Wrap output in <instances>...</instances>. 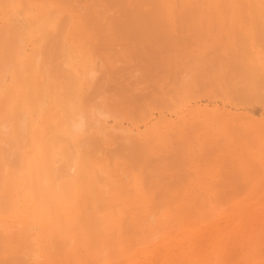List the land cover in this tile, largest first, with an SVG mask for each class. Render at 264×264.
Masks as SVG:
<instances>
[{"label": "rangeland", "instance_id": "374dc122", "mask_svg": "<svg viewBox=\"0 0 264 264\" xmlns=\"http://www.w3.org/2000/svg\"><path fill=\"white\" fill-rule=\"evenodd\" d=\"M109 1L110 0H78V1L76 0H72V1L71 0H9V1L2 3L0 0V31L2 30L0 32V47H1L0 48V51H1L0 66H2L6 58L7 60L8 59L10 60V62L7 60L4 62L3 66L7 63L4 66V68L3 66L0 67V70H1L2 68L5 69V67L8 65L6 67L4 80L3 81L0 80V84H1L0 88L3 87L4 85V87L0 89V107L2 106V108L0 109V114H2L3 112V116L0 115V122H1L0 125L5 122L4 120H6V117H10V115H8L7 113L9 112L10 109L16 110V108L19 107L20 103L24 102L23 98H21L24 95L27 96V95L32 94L33 96H35L37 94V96L35 97L40 98L41 94H43L44 90H46L44 99L45 101H47V104L45 105V107H43L46 109L40 110V111H43L44 116L43 117L38 116V121H36L35 127L31 128L32 130L29 129L28 133L24 135L23 138H20V141H18L17 138L15 139L14 137L15 134L12 133L13 131L12 126L10 127L11 128L10 129L9 128L10 125L8 127L6 125L4 132L0 131V140H1L0 152L2 154L6 153V155L5 154L2 155L0 153V191H1L0 192L1 194L0 204H6L4 209L7 208L6 210H4L3 214L0 213V224L3 221L7 229L6 227L1 226L0 233L2 235L6 234L4 232V228L8 231V232L6 231L7 233L10 232V235H8V239L6 237L7 235L6 236L3 235L5 237L6 242L5 240L3 241V239L1 238V240L5 243L0 246H3L2 249L5 248L6 250H8L9 248L10 252L6 251L7 253L9 252L8 255L12 254L10 255L9 258L16 255L18 262L15 257L11 258L15 260L13 262V260H10L8 259V257H6L8 255L4 256L5 254H1V251H0V254L4 258L6 257V259L4 260L8 259L10 261L9 264H13V263L15 264L17 263L18 264H62V262L63 264H138L140 261L142 263H139V264H145V263L146 264H155V263L156 264L158 263L159 264H171L172 259H170L169 255L166 256L168 254V250L166 251V248L168 249L169 246L177 244L175 242H178V241H179L178 243H180L181 241L184 242L186 239L185 234L187 231L193 232L194 235H197L198 233L195 232V230H198L199 232L202 230V228L207 229L208 227H210L209 229L212 232L207 229V233L210 232L212 233V235L208 233L211 235L209 236L207 233H205L206 236L202 238L203 242L200 245L201 248L197 250L199 251V253L195 252L194 254L196 258L195 257L191 258L192 255L189 258L190 264H264V101L257 100V101H252V103H250L251 101L246 102L244 100H240L242 99V97L240 96L239 91L241 90V88H243L244 84L245 86H249L248 83L245 80L242 81L241 80L242 77H240V75H235V74L233 75L232 73L234 71L232 70H229L230 74H228L229 72L227 71L228 72L227 73L226 70H228L227 68L230 69V67H227L226 64L222 65L223 63L231 62L232 61L231 58H234V56L239 55L240 57L239 56L238 57L241 59L239 58L238 59L240 61L242 60V62L248 65L251 64L252 67L256 66V68L261 69L259 71L260 73H264L262 72L264 71L262 70L264 69V65H262L264 64V46H262L264 45V43H262L264 42V40H262L264 39V16H262L264 15V13H262L264 12V8H261V7L259 8L258 6L254 5L256 7V8L254 7L256 11L255 10L252 11L253 5H250L248 3L246 5V2L244 3L240 0L237 1L238 3L235 0H216V2L215 0H185V2L184 0L183 1L174 0L175 1L174 7H177V8H175L176 14H173V15L174 16L177 15V17L175 18L174 16H172L174 17L172 19L174 20L175 24L171 23L168 26L169 32L166 31L168 30L167 27L165 28V32L170 33L171 34V35L169 34L170 36L173 35L176 37L178 36L180 37V38L178 37L179 40L181 41L178 43L180 50L179 51L175 50L177 53H175V51L173 52V54L178 55V56L176 55L174 56L175 59L173 58L174 60H176L175 62L173 60L167 64H162L163 65L162 67L161 65H158L157 68L160 67L161 69L162 68L165 69V71H163V69L160 70L159 68V70L162 73L161 74L160 72H158L157 68L153 66V63L150 64L151 62L150 57L149 56L146 57L148 54L147 55L141 54V53L145 54V52L148 53V51L144 52L142 49H145V47L149 46V44H147V46L145 47H142L143 45H140V44L141 43L144 44L145 43L144 41H143L144 43L142 41L141 43H139L140 41L136 40L138 43H135L136 41L133 43L134 41L133 39H132V42L130 41L131 43L129 42L128 44V39L129 37H131V36H128L130 32L129 31L130 27L124 28L123 24H120L122 21L124 22L127 19V18H124L125 17L124 14H123L124 17L122 16L123 18L122 17L120 18V15H121L120 13L122 12L126 13L128 9L129 10L132 9L130 7H134L137 1L136 0H118V1L115 0L116 1L115 3L114 0H111L110 3L112 2L113 3V4L111 3L112 5L108 3ZM183 2L186 3V5L188 4L187 7L183 4ZM6 3H8L9 5H6ZM130 4H133V6L132 5L130 6ZM151 4L152 3L147 5L146 3L145 5H140V7L142 6V8H140V12L142 10L147 11V9L150 8ZM197 4L199 5L202 4L201 11L202 10H205V11L204 12L199 11L198 12L199 15L198 13H196V14H192V16L191 15L185 16V18L183 17L184 18L183 20L180 18L182 16V13H185L191 7H195V5L197 6ZM73 6L75 9L73 8ZM245 7L247 10H245ZM77 8H80L81 12L82 11L84 12L80 14L79 13L80 9L78 10V12L77 11L75 12ZM82 8H84V10H82ZM126 8L128 9L126 10ZM257 9L259 10V12H257L258 11ZM179 11H181V14H179L180 13ZM252 13H253V16H252ZM85 15L87 16L90 15V16L86 17L87 18L86 19L84 17ZM178 15H180V17H178ZM93 16L98 19L96 18L94 19ZM38 18L39 19L44 18V19L40 20L41 21L40 22ZM88 18L89 19L91 18L92 21H95L94 25H98L97 26L98 28L94 26L93 23H90L91 20H89ZM257 18L260 23L257 22ZM37 19L38 21H36ZM50 19H51V22H50ZM169 19H171V17ZM238 20L239 22H237ZM166 21L168 22V20ZM183 22L184 23L188 22V23L184 24ZM233 22H236V24H234ZM33 24H37V25H33ZM90 24H91V27L93 25V27L95 28L93 27L90 28ZM118 24L119 26H122L123 29L121 27L117 28ZM177 24H179L180 26ZM80 25L81 26L86 25V26L81 27ZM99 25L100 26L102 25V26L99 27ZM80 28H83V30ZM126 28L128 30H126ZM10 29L13 32H11ZM112 30H114L116 34ZM8 31H10V33ZM45 31H48V32L50 31V32L49 33L46 32L48 34L46 35ZM81 31H83L84 33L83 32L80 33ZM137 32L138 31H135V36L136 38L138 37V39L140 40L142 36L141 34L138 33L141 36L139 37V35H137ZM6 33L7 34L9 33L10 38L7 37L8 35ZM132 33H130V35ZM259 33L261 34L259 35ZM109 34L113 35V37L108 36ZM114 35L115 36L118 35L119 38L118 37L115 38ZM132 35L134 37V33ZM111 37L113 39L115 38L116 41L113 40ZM106 38L110 41V43L111 42L112 43L110 44L109 42H107L108 40ZM6 39H8L9 44L6 41ZM10 39L11 41H9ZM13 39L15 40L16 44L13 41ZM3 40H5L6 42ZM144 40L146 39L144 38ZM20 41H24L25 52H26L25 60L27 63H25V67L22 66V68L24 69L23 71H21L20 69L18 70L17 68L14 69L15 65L13 64L14 65L13 66L9 64V63H13L14 62L13 60L15 59V56L14 58L12 57L14 54H10L9 48H11L12 46L17 47V45L20 44ZM105 42H107L106 44L108 43L109 44L105 45ZM6 43L8 46L7 45L4 46V44ZM148 43H151V41H149ZM112 44L115 46H112ZM180 44L183 47L182 49L180 48L181 46ZM131 45L132 46L134 45V46L132 47ZM137 46L139 49L137 48ZM113 48L115 50H113ZM127 49L131 51L128 52ZM116 50H118L117 52L120 51L119 52L120 54L116 53ZM6 51H9V53ZM126 51L128 55L131 52L129 56H127V53H123ZM132 52H134L135 54L133 55ZM137 53H140V54H137ZM31 55L32 57H34V60H32L33 58L31 57ZM36 57L40 58V61L37 64V66L33 63L35 62ZM194 57H197V58H194ZM127 58H131V59H127ZM28 60H30L31 62L30 61L28 62ZM192 60H193V63L195 62L194 64L196 65L192 63ZM217 60L218 62H216ZM86 62L87 63L89 62V67H92V69H98V70L94 71L91 69L89 71L90 74L84 75L83 69H81L82 70L81 71L80 68L83 65V63H86ZM207 62H209L208 63L209 65L208 64L205 65V63ZM246 62H249V63H246ZM254 64H258V65H254ZM46 65H48V67ZM204 65L208 68L209 71L207 70L206 67H204ZM220 65L226 66L227 68L223 67V69H221ZM210 67H212L213 70H216V71L213 72L212 68ZM30 68L31 69L33 68L32 71ZM35 68L39 73L35 70ZM25 70H27V72ZM56 71L57 72L59 71V72L57 73ZM34 72L35 73L37 72V74H34ZM91 72H95V73H91ZM45 73H46V76L49 78L47 77L43 78L45 77L44 75ZM146 73L147 74L149 73V74L147 75ZM154 73L156 74V76ZM225 73L229 75L228 78L230 80L233 78L232 80L234 82L232 80H231L232 83L228 82L229 80L227 79L228 75L227 74H226L227 76L224 75ZM158 74L160 75L158 76ZM49 75H52V76L50 77ZM149 75L151 76V78L152 77L155 78L156 82H154V79H153L152 80L153 83H152ZM38 76H39V79H38ZM54 76H58V77L56 78ZM71 77L72 79L73 77H75L74 78L75 80L73 79V82L70 79ZM195 78H197V80ZM76 79L78 80L77 82H75ZM21 81H22V84L24 83L25 85V86L23 85L24 89L17 88L18 84H20ZM39 81H40V84H39ZM235 81L237 83H235ZM183 82L184 83L186 82V83L184 84ZM73 83H76V84H73ZM154 83H157L155 84L156 86H153ZM42 84H43V87H42ZM156 89L158 91H156ZM36 90L38 91L40 90V94ZM259 90L264 92V88H259ZM12 91H14L15 93ZM53 91H56V92L52 93ZM160 91L163 94L160 93ZM63 92L66 93L64 95L65 97L62 95ZM68 93L69 95H67ZM120 93L122 95H120ZM151 93H154V95L158 93L160 97L163 96L162 98L164 99L161 98L163 100L161 104L163 105H160L159 103L161 101V100H158L160 99V97L158 96L159 98L157 99L155 97L157 94L154 97H152L153 94L152 96H150ZM10 95L12 96L14 95V97L12 98V96ZM50 95L51 96L54 95V96L51 97ZM56 95H57L56 98L60 99L61 104L63 103L62 104V106L64 105L63 107L68 105L67 107H65V109H63L62 106H61L62 108L61 109L60 105L58 108L54 106L52 107L51 100ZM154 100L156 101L154 102ZM6 102L8 106L6 105ZM198 105L200 106V108H206V110H204L203 112L198 111V109L194 110L193 108H195V106H198ZM8 107H10L9 110L7 109ZM211 109L212 110L214 109V110L211 111ZM208 110L211 112H209ZM65 111H69V112H65ZM206 112L210 114H207ZM48 114L51 117H49ZM74 114L75 115L77 114L78 117L82 119L83 126H84L82 129L86 128L82 130L81 132L77 130L76 127H73V124L71 123V121L69 122L71 125L67 123L68 121L65 122L66 118L64 115L72 117V115ZM99 115L101 118L99 117ZM52 116H54L56 119ZM240 116L243 118H241ZM158 117L159 119L162 117H165V119H167L170 123H172L174 127L176 126L175 128L173 127L172 129L169 130L168 134L170 136L169 135L168 137L166 136L168 140L165 136H163L162 139L160 137H157L156 139L155 137V134H157L158 133L157 131H159L157 130V127H160L159 126L160 124L155 127L157 120L159 121V119H157ZM51 118L53 119L51 120ZM212 118L213 120H211ZM29 119L31 120V116ZM187 119H189V122H185L187 121ZM183 122H185L183 124L185 125V127L182 124H180ZM66 123L67 125L70 126L69 127L70 129H67L68 126L65 125ZM17 124L18 123H15V125ZM45 124L47 127H45ZM87 124L89 125L93 124L92 125L93 127L88 126ZM187 124L188 126L190 124V126L188 127ZM15 125H14V128H16ZM39 125L42 128L38 129ZM111 125L115 126L116 128H120V129L123 128V130H131V133H132L131 138H133L132 136H135L134 137L135 139L137 137L139 141L141 142L143 141V143L139 142V144L141 143V146L143 145L142 150L145 153L149 150L148 154H145L143 151H141L143 153L139 151L142 154V155L138 154L140 156L139 158V156H136L137 154L133 153V155L131 154L132 157L129 158L131 160L128 161V159L125 158V154L126 156L127 155L130 156V153L132 152L130 149H128L129 151L126 150L127 146L124 144H125V141L127 142L129 141V138L128 140H125V138H123L125 140L123 141V145L126 148L123 147L122 149L125 148V150H121L120 145L115 144V141L117 140L118 142L121 141V140L119 141L120 138L115 134L117 138L114 139L115 135H113L112 133L111 134L108 133L109 129L111 131ZM153 125L155 128L153 127ZM65 126H66V129H65ZM177 126L183 127L182 129L185 128V130H183L184 136L181 134L182 129L180 128L181 129L180 130L179 127ZM48 127L50 128L48 129ZM55 128H56V131L58 130L57 132H55L54 130ZM176 128H178L179 131L176 130ZM9 129L11 132L9 131ZM46 129H48L49 132H47ZM233 129L236 131V134H234L235 131ZM68 130H70V132H68ZM32 131L33 132L37 131L40 133V134L37 133L39 135V136L37 135V140H35L32 137V133H31ZM255 131H258V132H255ZM8 132H10L9 133L10 135L13 134L14 138L12 136H9ZM61 133L62 135H60ZM173 133L178 134L179 136L178 135L176 136ZM244 133H246V135ZM64 134L67 135V138L69 137L68 140L66 139V136L63 137ZM133 134H136V135H133ZM180 135H182V137L185 139H188L189 137V140L183 141L182 140L183 138L181 139ZM88 136L95 139V140L92 139L94 142H91ZM57 137L59 138L57 139ZM152 138L153 139L155 138L154 140L155 143H153ZM84 141L86 142L85 145L81 146L80 143ZM147 141L150 142L151 146L148 145ZM68 142L70 145L67 144ZM96 142L97 144H95ZM144 142H146L147 146H144L146 145L144 144ZM193 142H196L197 144L194 145ZM16 143L17 144L19 143V144L17 145ZM181 143L183 144L186 143L188 145H182ZM11 144L13 147L10 146ZM46 144L50 145L48 149H50L53 153H55L56 149H58L53 157L54 158L53 161L56 162V164H53V166H56V168H59L58 166H61L62 163L63 164L66 163L65 162L66 159L69 160V158L71 159V157H74V155L80 154L78 156L79 162L80 161L82 162L81 158L84 157L85 159H83L84 162H82V164L86 163L85 165L87 166V163H90L92 167L96 169V170L92 169L94 170L92 172H94L96 176H99V179L97 177L98 181L95 179L96 178L95 176V178L92 180L91 185H88V180L86 179L88 176L86 174L84 175L81 174L80 179H78L79 177L75 178L74 179L75 184L72 185L73 187L72 189H76V188L79 189L80 190L79 193L81 194L76 197L71 191V193L73 194V198H72V195L70 198V194H71L70 191H69V194L68 193L65 194L64 193L65 191H62V188H58V189L54 188V184L51 181L50 177H49L50 179L44 178L47 182L44 184L45 187L41 188L43 185V182L41 180V174L46 171L45 168L47 165L51 164V160L49 161V159L46 158L42 166H40V168L36 169L35 171H34L33 163L37 161L38 157L42 156L43 151L45 150V147L47 146ZM92 144H95V146L97 145L96 146L97 148L92 147ZM80 146H81V150L80 152H77L80 149L77 147H80ZM222 146H224V148ZM18 147H21V148H18ZM109 148L110 149L112 148L111 150H114L113 148H116L115 149L116 152H119L121 150L119 152L120 155L118 153H117L118 156L115 155L114 154L116 153L115 150L110 151ZM149 148H153V149H149ZM218 148H219V151H218ZM18 149H19V152H18ZM105 149H107V152L105 151ZM208 149H210V151ZM154 150L157 153H155ZM211 150L212 151L215 150V151L211 152ZM72 151H75L74 155H73L74 152ZM162 151L165 153H163ZM196 151H197V154H196ZM90 153H92V155ZM167 153L169 155L175 153V155L172 157L178 158L176 159L177 161L179 160L178 162L177 161L174 162V164L178 166H175V165L171 166L173 169L169 166V164L171 163L167 161L168 157H169V160L171 159V156L167 155ZM87 154H89L90 156ZM112 154H114V156ZM134 154L136 158L134 157ZM178 154H181V156ZM15 155L17 156L19 155V157ZM145 155L146 156L150 155V156L146 157ZM88 156L91 158L89 159ZM120 156L123 158H121ZM156 156H159L160 159H156ZM209 156L211 158H209ZM8 157L10 158V160ZM141 157L144 159H142ZM163 157H165V159ZM138 160L141 162L143 160V162L141 163ZM146 160L147 161L149 160V162H147ZM205 160L206 162H210V163H206ZM209 160H212V162ZM18 161L19 163H17ZM161 161L163 162L161 163ZM6 162L8 164L10 163V165H7ZM165 162H169V163L166 164ZM159 164H161L162 167ZM17 167L19 171L17 170ZM165 167L166 169L168 168L169 169L166 171ZM15 170L17 171L14 172ZM40 170L41 171L44 170V171L42 173H39L41 172ZM139 170H142V171H139ZM144 170L148 172L149 174L146 173ZM178 170L180 173H182L183 176H186V178L184 177L185 180H183L180 186V188H183L182 192H178L179 188H177L178 190L177 189L173 190L176 196H178L179 195L178 193H180L178 197H181V198L179 199V201L176 198L177 200V201L175 200L176 202L175 201L170 202V200L169 201L167 200L169 199L168 196L172 195V193L169 195L161 193L160 189L158 190V187L161 188L160 185L162 184H157L155 180L159 181L158 183H161L160 181H163V180L165 181L166 179L160 180L158 179V177L159 178L164 177L165 174H168L171 172L179 173ZM95 171L97 172L95 173ZM102 172L103 173L105 172L103 180L100 179L102 178L101 177L103 174ZM136 172L139 174H137ZM144 172L146 175H144ZM151 172L154 175H152ZM155 172L157 173V175L155 174ZM164 172L166 173L163 174ZM31 174L33 176H31ZM37 175L40 177V178L37 177L39 181L35 180ZM147 175L149 176V178L147 177ZM160 175H163V176H160ZM182 175L180 174L179 176H182ZM154 176L157 179H155ZM2 177L3 179H1ZM141 177H142V180H144L146 177L145 179L146 183H144L145 181L141 180ZM69 179L70 178L67 177L65 181H68ZM147 179H150V182ZM60 181L62 182L64 180H60ZM76 181L79 183L77 184ZM34 182L36 184L33 185ZM38 182L40 183L41 186L39 185ZM51 183L53 184V187H52L53 190L51 187H49L50 185H52ZM143 183L147 184L146 185L147 190L149 188H152L150 189L151 191L148 190L150 192H147V190H144L145 188L143 187H146V186H142ZM113 184L115 185L111 186ZM107 185L109 186L110 192L112 189L111 194L109 193V191L107 192V194L105 193V187L107 188L108 187ZM150 185H153V186H150ZM29 186L31 187V189ZM121 186H122V189H121ZM38 187L41 189H39ZM46 188H48L49 192L47 191ZM153 188H156V189H153ZM54 189L58 191L59 193L57 192L58 193L57 194ZM119 189L126 190V193H124L123 191L121 192ZM128 189L130 191L133 190L131 191L132 193L131 192L129 193ZM135 189H137L138 191ZM43 190L46 192L44 193ZM103 190H104V193H103ZM39 191L41 194L40 196L38 193ZM140 191L143 193H141ZM161 191H163V189ZM127 192L129 194H133L134 196L132 195H129V197L126 196L128 195ZM157 192H160V194ZM221 192L226 193V196L225 194ZM98 193L100 195H98ZM4 194L7 195V197L4 196ZM156 194L158 196H156ZM216 194L219 197L216 196ZM106 195L111 198L106 197ZM10 196L12 199L10 198ZM48 196L50 197V199ZM3 197L6 198L7 200L4 199ZM215 197H217V199L219 198V200H217ZM13 198L16 200H13ZM174 198L172 197V201ZM45 199H47L46 201L49 204L45 201ZM95 200H96V203H95ZM13 201H16V202H13ZM197 201H199V204L197 203ZM8 202H11L10 205L12 208H14L13 209L14 211L10 210L11 208ZM168 202L169 204H167ZM144 203L146 205L148 204V207L145 205L146 206L145 208ZM151 203L153 206H151ZM195 203L198 204L197 207L200 209V215H199L200 223L198 221H195V222H191L187 226H181V224H179L180 221H177L175 216L177 215V213L183 212L185 210H186L185 212L189 211L190 209H192ZM12 204H14L15 206ZM58 204L60 205L64 204L70 208H74L76 207V205L77 206L80 205V206L76 207L75 213H73L74 211L70 212L68 209L62 210L60 208L61 209L60 210L58 207ZM82 204L84 205L87 204V205L84 206ZM123 204L125 205L123 206ZM163 204H166V205L163 206ZM110 205L114 207H111ZM115 206H117V208ZM137 206L140 208L138 209ZM83 207L85 208L84 209L85 212H83V209H82ZM103 207L107 209H104ZM128 207L130 208L132 207V208L128 209ZM54 208L57 211L54 210ZM113 209H114V212H113ZM115 209L119 211L115 212ZM133 209H135L136 211H133ZM6 211L8 212L6 213ZM152 211H153V215L152 213H149ZM23 212H25V214H23ZM55 212L58 214H56ZM129 213L130 215H128ZM136 213H137L138 218L140 217L139 219L137 218ZM148 213L149 215L150 214L151 215L148 216ZM132 214H135V215H132ZM13 215L15 216L13 217ZM81 215L83 218V222H82L83 224L79 225L80 223L79 217L81 218ZM188 216H193V215L191 214ZM86 217L91 218V219L89 218L87 221L89 225H87L85 221ZM40 218L42 219V221ZM38 219H39V222L36 221ZM137 219L140 223L137 221ZM150 219L152 221L154 220V222H152L153 224L151 223ZM132 220H135V221L133 222ZM34 221L37 223H35ZM175 223L176 225L178 223L177 227ZM42 227L44 228L42 229ZM218 228H220V230H218ZM52 230L55 232V234L54 232H52ZM92 231L94 232L92 233ZM125 233L127 235H125ZM29 236L33 237L32 242L25 240L26 242L23 243L22 237H25L26 239ZM94 236H97V237H94ZM169 236L171 237L169 238ZM42 238H43V241H42ZM137 238H139V240ZM33 243L40 244V245H38L37 248H33L32 246ZM165 243L169 245H165ZM33 249L37 250L40 253V254L38 253L40 259H37V260L33 259L32 257L33 253L31 252L33 251ZM161 249H162V253H161ZM2 251H5V250H2ZM2 253H5V252H2ZM196 253H198V256L196 255ZM19 255L21 256L18 257ZM165 260H167V263ZM11 261L13 263H11Z\"/></svg>", "mask_w": 264, "mask_h": 264}, {"label": "bare ground", "instance_id": "6f19581e", "mask_svg": "<svg viewBox=\"0 0 264 264\" xmlns=\"http://www.w3.org/2000/svg\"><path fill=\"white\" fill-rule=\"evenodd\" d=\"M3 0H1V2H2ZM6 1H9V0H4L2 3H4V2H6ZM72 1V0H71ZM76 1H78V0H76ZM111 1V0H110ZM110 1L108 2V3H110ZM115 1V0H114ZM116 1H118V0H116ZM116 1H115V3H116ZM137 1V3H135V6L134 7H130V8H132V9H128V8H126V10L128 9V11H126V13H124V12H122V13H120L121 15H120V18L123 16V14H124V18H127L126 19V21H122L120 24H123V26H124V28L125 27H127V28H129L130 27V29H129V34H128V36H131V37H129V39H128V44H129V42L131 41L132 42V39L134 40L133 41V43L136 41V40H138V41H140L139 43H141V41L143 42H147L146 43V45H145V43L144 44H140V45H143L142 47H145V46H147V44H149V46H147V47H145V49H142L144 52L145 51H148V53H146L145 52V54L144 53H141V54H143V55H147L146 57H150V64H152L153 63V66H155L156 68L158 67V65H161V67L163 66L162 64H167V63H169V62H171V61H173L174 59H175V55L176 56H178L177 54H173V52L176 50V51H179L180 49H179V42H181L180 40H179V38L178 37H176V36H170L171 34L170 33H168L169 32V28H168V26L171 24V23H174L175 24V22H174V20L172 19V18H176L177 17V15L176 16H174L173 14H176V10H175V8H177V7H174V5H175V1L174 0H136ZM180 1H183V0H180ZM236 2L238 1V0H235ZM240 1H242V2H246V5H247V3L248 4H250V5H253V10L252 11H254L255 10V6L254 5H256V6H258L259 8L261 7V8H264V0H240ZM239 1V2H240ZM69 2V1H68ZM68 2H67V4H68ZM119 2H121V1H119ZM184 2H185V0H184ZM183 2V4L187 7V5H186V3H184ZM198 2V1H197ZM205 2V1H204ZM215 2H216V0H215ZM62 3H63V1H62ZM65 3V2H64ZM112 3V2H111ZM110 3V4H111ZM114 3V4H115ZM118 3V2H117ZM143 3V4H142ZM147 3V5H149L150 3H152L151 4V6H150V8L149 9H147V11H143L142 9V11L140 12V8H142V6L140 7V5H145V4ZM191 3V2H190ZM238 3V2H237ZM243 3V4H244ZM73 4H74V2H73ZM113 4V3H112ZM111 4V5H112ZM134 4V3H133ZM133 4H130V6L132 5L133 6ZM177 4H178V2H177ZM228 4V3H227ZM3 5H5V4H3ZM6 5H9L8 3H6ZM146 5V6H147ZM192 5V4H191ZM199 4H197V6L195 5V7H189L190 9L188 10V11H186L185 13H182V16L180 17V15H178V17H180L182 20L185 18V16H192V14H196V13H198L199 11L200 12H204L205 10H202L201 11V6H202V4L201 5H199ZM213 5V4H212ZM214 5H216V4H214ZM245 5V6H246ZM27 6V5H26ZM26 6H25V8H26ZM230 6V5H229ZM236 6H237V4H236ZM90 7H91V5H90ZM211 7V6H210ZM242 7V6H241ZM247 7V6H246ZM246 7H245V10H247L246 9ZM252 7V6H251ZM250 7V8H251ZM255 7V8H254ZM5 8V7H4ZM7 8V7H6ZM24 8V7H23ZM73 8H74V6H73ZM80 8H81V6H80ZM80 8H77L76 10H75V12L77 11L78 12V10L80 9ZM124 8V7H123ZM180 8V7H179ZM219 8V7H218ZM229 8V7H228ZM75 9V8H74ZM92 9V8H91ZM90 9V10H91ZM93 9H94V7H93ZM125 9V8H124ZM182 9V8H181ZM213 9V8H212ZM82 10H84V8H82ZM219 10V9H218ZM258 10V9H257ZM93 11V10H92ZM91 11V12H92ZM119 11H121V10H119ZM237 11V10H236ZM256 11V10H255ZM82 12H84V11H82ZM81 12V9L79 10V13L81 14L82 13ZM90 12V11H89ZM96 12V11H95ZM175 12V13H174ZM180 13L179 14H181V11H179ZM257 12H259V10L257 11ZM60 13V12H59ZM178 13V12H177ZM215 13V12H214ZM229 13V12H228ZM262 13H264V12H262ZM261 13V14H262ZM45 14V13H44ZM66 14H67V12H66ZM95 14V13H94ZM43 15V14H42ZM53 15V14H52ZM92 15V14H91ZM198 15H199V13H198ZM215 15V14H214ZM39 16H41V15H39ZM44 16V15H43ZM65 16H67V15H65ZM90 16V15H89ZM89 16H87V15H85L84 17L86 18V17H89ZM172 16H174V17H172ZM209 16V15H208ZM239 16V15H238ZM252 16H253V13H252ZM262 16H264V15H262ZM35 17V16H34ZM122 17V18H123ZM171 17V19H169ZM184 17V18H183ZM196 17V16H195ZM194 17V18H195ZM255 17H256V15H255ZM258 17V16H257ZM259 17H260V15H259ZM40 18V17H39ZM38 18V19H39ZM45 18V17H44ZM44 18H41V19H39V21L40 20H42V19H44ZM93 18L95 19L96 17H94L93 16ZM119 18V17H118ZM119 18V19H120ZM38 19L36 20V21H38ZM68 19V18H67ZM84 19V18H83ZM87 19V18H86ZM89 19V18H88ZM96 19H98V18H96ZM229 19V18H228ZM231 19V18H230ZM234 19V18H233ZM256 19V18H255ZM260 19V18H259ZM31 20H33V19H31ZM89 20H91L90 21V23H93V25H94V22L95 21H92V19L90 18ZM166 20H168V22H170V23H168ZM197 20V19H196ZM241 20V19H240ZM244 20V19H243ZM246 20V19H245ZM252 20V19H251ZM15 21V20H14ZM121 21V20H120ZM189 21H191V20H189ZM234 21V20H233ZM41 22V21H40ZM47 22H48V20H47ZM50 22H51V19H50ZM86 22V21H85ZM88 22V21H87ZM177 22H179V21H177ZM212 22H214V21H212ZM237 22H239V20L237 21ZM247 22V21H246ZM257 22H259L258 21V18H257ZM33 23H35V22H33ZM39 23V22H38ZM105 23V22H104ZM104 23H103V25H104ZM117 23V22H116ZM184 23V22H183ZM186 23H188V22H185L184 24H186ZM234 24H236V22H233ZM260 23V22H259ZM88 24V23H87ZM180 24V23H179ZM179 24H177V25H179ZM182 24V23H181ZM253 24H255V23H253ZM32 25V24H31ZM33 25H37V24H33ZM59 25V24H58ZM82 25V24H81ZM80 25V26H81ZM89 25V24H88ZM93 25H92V27H93ZM108 25V24H107ZM262 25V24H261ZM80 26H78V27H80ZM83 26H86V25H83ZM83 26H81V27H83ZM94 26H98V25H94ZM102 26V25H101ZM100 25H99V27H101ZM180 26V25H179ZM88 27V26H87ZM91 27V24H90V28H92ZM122 28L123 29V27L122 26H119V24H118V27L117 28ZM167 27V29L168 30H166V31H168V32H165V28ZM244 27V26H243ZM11 28H13V27H11ZM15 28V27H14ZM18 28V27H17ZM93 28H95V27H93ZM98 28V27H97ZM116 28V29H117ZM126 28V30H128ZM176 28H177V26H176ZM235 28V27H234ZM7 29V28H6ZM16 29V28H15ZM35 29V28H34ZM58 29V28H57ZM78 29V28H77ZM80 29H82L83 30V28H80ZM110 29V28H109ZM252 29H254V28H252ZM256 29V28H255ZM37 30V29H36ZM38 30H39V28H38ZM37 30V31H38ZM41 30V29H40ZM96 30V29H95ZM103 30V29H102ZM132 30V31H131ZM138 31L137 32V35H139V34H141V36L139 35V37H141L140 38V40L138 39V37L136 38V36H135V31ZM178 30V29H177ZM258 30V29H257ZM2 31V30H1ZM0 31V32H1ZM7 31V30H6ZM10 31H11V29H10ZM10 31H8L9 33H10ZM17 31H18V29H17ZM85 31V30H84ZM111 31V30H110ZM114 33H115V31L114 30H112ZM11 32H13V31H11ZM39 32V31H38ZM46 32H48V31H45V34L46 35H48ZM50 32V31H49ZM48 32V33H49ZM83 31H81L80 33H82ZM127 32V31H126ZM134 33V37H133V33ZM253 32V31H252ZM255 32V31H254ZM261 32V31H260ZM9 33L7 34L8 36L7 37H9ZM80 33H78V34H80ZM84 33V32H83ZM114 33H112V34H114ZM123 33H125V32H123ZM130 33H132L131 35H130ZM139 33V34H138ZM262 33V32H261ZM261 33H259V35L261 34ZM116 34V33H115ZM170 34V35H169ZM12 35V34H11ZM96 35V34H95ZM108 36H112L113 37V35H108ZM6 37V36H5ZM4 37V38H5ZM49 37V36H48ZM53 37V36H52ZM52 37H51V39H52ZM81 37V36H80ZM106 37V36H105ZM111 37V38H112ZM114 37L116 38V37H118V35L117 36H115L114 35ZM133 37V38H132ZM10 38V37H9ZM42 38V37H41ZM40 38V39H41ZM62 38V37H61ZM107 38H109V37H107ZM106 38V39H107ZM115 38L113 39V40H115ZM119 38V37H118ZM128 38V37H127ZM130 38H131V40H130ZM144 38L146 39V40H144ZM15 39V38H14ZM13 39V41L15 42V40ZM18 39H19V37H18ZM80 39H82V38H80ZM104 39V38H103ZM254 39V38H253ZM23 40V39H22ZM84 40V39H83ZM108 40V39H107ZM112 40V41H113ZM262 40H264V39H262ZM3 41H5V40H3ZM6 41L8 42V39H6ZM5 41V42H6ZM9 41H11V39L9 40ZM25 41V40H24ZM24 41H20V44L19 45H17V47H14V46H12L11 48H9V50H10V54H14L12 57L14 58V56H15V59L13 60L14 62L13 63H9V64H11V65H15V68L14 69H20L21 71H23L24 69L22 68V66L23 67H25V63H27L26 62V60H25V46H24ZM49 41H51V40H49ZM105 41V40H104ZM116 41V40H115ZM149 41H151V43H148ZM255 41V40H254ZM13 42V43H14ZM39 42V41H38ZM107 42H109L110 43V41L108 40ZM107 42H105V45H108V44H106ZM120 42V41H119ZM130 42V43H131ZM153 42V43H152ZM261 42V41H260ZM12 43V42H11ZM18 43V42H17ZM104 43V42H103ZM112 43V42H111ZM110 43V44H111ZM116 43V42H115ZM135 43H138L137 41L135 42ZM253 43V42H252ZM262 43H264V42H262ZM8 44H9V42H8ZM15 44H16V42H15ZM36 44V43H35ZM97 44H98V42H97ZM122 44V43H121ZM235 44V43H234ZM243 44V43H242ZM241 44V45H242ZM3 45V44H2ZM5 45H7V43L6 44H4V46ZM39 45V44H38ZM138 45V44H137ZM181 45V44H180ZM247 45V44H246ZM255 45V44H254ZM8 46V45H7ZM16 46V45H15ZM110 46V45H109ZM112 46H115V45H113L112 44ZM120 46V45H119ZM132 46V45H131ZM134 46V45H133ZM132 46V47H133ZM236 46V45H235ZM262 46H264V45H262ZM14 47V48H13ZM58 47V46H57ZM95 47V46H94ZM141 47V48H142ZM1 48V47H0ZM93 48V47H92ZM135 48V47H134ZM137 48H138V46H137ZM180 48L182 49L183 47H182V45L180 46ZM4 49V48H3ZM6 49V48H5ZM100 49V48H99ZM117 49V48H116ZM139 49V48H138ZM147 49V50H146ZM62 50V49H61ZM98 50V49H97ZM105 50V49H104ZM113 50H115L114 48H113ZM126 50V49H125ZM128 50V52L129 51H131V50H129V49H127ZM134 50V49H133ZM132 50V51H133ZM184 50V49H183ZM228 50V49H227ZM244 50H245V48H244ZM4 51V50H3ZM60 51V50H59ZM108 51V50H107ZM106 51V52H107ZM110 51V50H109ZM118 50H116V53H118V54H120L119 52H117ZM136 51V50H135ZM134 51V52H135ZM139 51V50H138ZM142 51V52H143ZM175 51V53H177ZM6 52H8L9 53V51H6ZM12 52V53H11ZM93 52H95V51H93ZM104 52V51H103ZM113 52V51H112ZM134 52H132V54L134 55L135 53ZM140 52H141V50H140ZM237 52V51H236ZM241 52V51H240ZM249 52V51H248ZM0 53H1V51H0ZM53 53V52H52ZM110 53V52H109ZM122 53V52H121ZM123 53H127V51L126 52H123ZM122 53V54H123ZM131 53V52H130ZM130 53H129V55H130ZM2 54H4V53H2ZM61 54H63V53H61ZM115 54V53H114ZM131 54V55H132ZM137 54H140V53H137ZM242 54V53H241ZM240 54V55H241ZM252 54V53H251ZM39 55V54H38ZM37 55V56H38ZM52 55V54H51ZM55 55H57V54H55ZM95 55V54H94ZM128 55V53H127V56H129ZM199 55V54H198ZM235 55V54H234ZM233 55V56H234ZM245 55H246V53H245ZM108 56V55H107ZM125 56H126V54H125ZM136 56V55H135ZM168 56H170V57H168ZM204 56V55H203ZM239 55H236V56H234V58H231L232 59V61L231 62H228V63H223L222 65H224V64H226V66L227 67H230V69L229 68H227L226 66H221L220 65V68L221 69H223V67L225 68H227L228 70H226V72L228 71L229 72V70H232V71H234L232 74L234 75H240V77H242V81L243 80H245L247 83H248V85L250 86H245V84H244V86H243V88H241V90L239 91V93H240V96L242 97V99H240V100H244V101H246V102H250V103H252V101H257V100H261V101H264V99H262V98H264V92H262L261 90H259V88H264V73H260L259 71L261 70V69H258V68H256V66H254V67H252L251 66V64L250 65H248V64H245L244 62H242V60L240 61L239 59H241V58H239L238 57ZM31 57H32V55H31ZM253 57V56H252ZM33 58V59H32ZM31 59L32 60H34V57H32ZM107 58H109V57H107ZM111 58V57H110ZM174 58V59H173ZM194 58H197V57H194ZM213 58V57H212ZM239 58V59H238ZM251 58V57H250ZM5 59V58H4ZM127 59H131V58H127ZM193 59V58H192ZM211 59V58H210ZM218 59H220V58H218ZM225 59H227V58H225ZM234 59V60H233ZM260 59V58H259ZM7 60V58L4 60V62ZM22 60V61H21ZM199 60V59H198ZM204 60V59H203ZM207 60V59H206ZM213 60V59H212ZM211 60V61H212ZM216 60V59H215ZM214 60V61H215ZM247 60V59H246ZM7 61H9L10 62V60L8 59ZM18 61H20V62H18ZM30 60H28V62H29ZM39 61H40V58L39 57H36L35 58V62H33L36 66H37V64L39 63ZM80 61V60H79ZM128 61V60H127ZM176 60H174V62H175ZM194 61H196V60H194ZM220 61H222V60H220ZM224 61V60H223ZM4 62H3V64H4ZM31 62V61H30ZM91 62V61H90ZM139 62V61H138ZM141 62H143V61H141ZM200 62V61H199ZM203 62V61H202ZM216 62H218V60L216 61ZM226 62V61H225ZM95 63V62H94ZM145 63V62H144ZM143 63V64H144ZM192 63H193V60H192ZM195 63V62H194ZM193 63V64H194ZM209 62H207V63H205V65L206 64H208ZM211 63V62H210ZM215 63V62H214ZM213 63V64H214ZM246 63H249V62H246ZM255 63V62H254ZM3 64H2V66H3ZM7 64V63H6ZM5 64V65H6ZM98 64H99V62H98ZM142 64V63H141ZM146 64V63H145ZM199 64V63H198ZM4 65V66H5ZM13 65V66H14ZM90 65H91V63H90ZM147 65V64H146ZM194 65H196V64H194ZM204 65V67H206ZM209 65V64H208ZM254 65H258V64H254ZM262 65H264V64H262ZM2 66H0V67H2ZM4 66H3V68H4ZM8 66V65H7ZM6 66V67H7ZM34 66V65H33ZM39 66V65H38ZM47 67H48V65H46ZM80 66V65H79ZM148 66V65H147ZM212 66V65H211ZM215 66V65H214ZM216 66H217V64H216ZM6 67H5V69H1L0 70V80H4V77H5V72H6ZM29 67V66H28ZM97 67H98V65H97ZM140 67V66H139ZM231 67H232V69H231ZM41 68V67H40ZM96 68V67H95ZM160 68V67H159ZM159 68H157V70H158V72H160L161 73V71L160 70H162L161 68H160V70H159ZM166 68V67H165ZM201 68V67H200ZM207 68V67H206ZM205 68V69H206ZM210 68H212V67H210ZM216 68V67H215ZM261 68V67H260ZM8 69V68H7ZM13 69V68H12ZM31 69V68H30ZM33 69V68H32ZM32 69H31V71H32ZM38 69V68H37ZM42 69V68H41ZM49 69V68H48ZM81 69H83V73H84V75H88V74H90V70L92 69V67H89V62L87 63H83V65L81 66V68H80V70ZM143 69V68H142ZM10 70V69H9ZM27 70H29V69H27ZM27 70H25L26 72H27ZM35 70H36V68H35ZM34 70V71H35ZM92 70H98V69H92ZM155 70V69H154ZM207 70H208V68H207ZM212 70H213V68H212ZM262 70H264V69H262ZM37 71V70H36ZM54 71V70H53ZM82 71V70H81ZM163 71H165V69H163ZM209 71V70H208ZM214 71H216V70H213V72ZM223 71V70H222ZM38 72V71H37ZM37 72L35 73L34 72V74H37ZM46 72V71H45ZM57 72V71H56ZM59 72V71H58ZM57 72V73H58ZM80 72V71H79ZM227 72V73H228ZM262 72H264V71H262ZM39 73V72H38ZM47 73V72H46ZM46 73L44 74L45 75V77H43V78H46L47 76H46ZM56 73V74H57ZM82 73V74H83ZM91 73H95V72H91ZM195 73V72H194ZM227 73H225L224 75H226ZM51 74V73H50ZM55 74V75H56ZM147 74V73H146ZM145 74V75H146ZM149 74V73H148ZM147 74V75H148ZM155 74V73H154ZM162 74V73H161ZM209 74V73H208ZM211 74V73H210ZM216 74V73H215ZM228 74H230V72L228 73ZM227 74V75H228ZM231 74V75H232ZM8 75V74H7ZM30 75H32V74H30ZM58 75V74H57ZM152 75V74H151ZM160 74H158V76H159ZM214 75V74H213ZM223 75V76H224ZM226 75V76H227ZM50 77L52 76V75H49ZM90 76V75H89ZM150 76V75H149ZM148 76V77H149ZM154 76V75H153ZM155 76H156V74H155ZM54 77H58V76H54ZM53 77V78H54ZM229 77V75L227 76V79H229L228 78ZM7 78V77H6ZM8 78H9V76H8ZM21 78V77H20ZM47 78H49V77H47ZM75 77H73V79H74ZM86 78V77H85ZM150 78H151V76H150ZM239 78V77H238ZM24 79V78H23ZM38 79H39V76H38ZM71 80H72V82H73V79H72V77L70 78ZM69 79V80H70ZM154 79V82H156L155 81V78H151V81ZM184 79V78H183ZM196 80H197V78H195ZM233 79V78H232ZM231 79V80H232ZM10 80V79H9ZM75 80V79H74ZM117 80V79H116ZM217 80V79H216ZM231 80L229 79L228 80V82H231ZM32 81H33V79H32ZM38 81V80H37ZM78 80L76 79V81L75 82H77ZM183 81V80H182ZM187 81V80H186ZM214 81H215V79H214ZM233 81V80H232ZM71 82V83H72ZM103 82V81H102ZM117 82V81H116ZM196 82V81H195ZM234 82V81H233ZM240 82V81H239ZM26 83V82H25ZM104 83V82H103ZM152 83H153V81H152ZM184 83V82H183ZM186 83V82H185ZM184 83V84H185ZM198 83V82H197ZM232 83V82H231ZM235 83H237L236 81H235ZM243 83V82H242ZM21 84V85H20ZM20 84H18V86H17V88H21V89H24L23 87L25 86L24 85V83L22 84V81L20 82ZM37 84V83H36ZM39 84H40V81H39ZM68 84H70V83H68ZM73 84H76V83H73ZM155 84H157V83H154L153 84V86H156ZM24 85V86H23ZM183 85V84H182ZM188 85V84H187ZM247 85V84H246ZM251 85H253V86H251ZM0 86H1V84H0ZM40 86V85H39ZM64 86V85H63ZM100 86V85H99ZM121 86V85H120ZM166 86V85H165ZM236 86H237V84H236ZM242 86V85H241ZM3 87H4V85H3ZM3 87H1V88H3ZM14 87V86H13ZM34 87V86H33ZM42 87H43V84H42ZM72 87H73V85H72ZM116 87V86H115ZM162 87H163V85H162ZM193 87V86H192ZM0 88V89H1ZM17 88H15V89H17ZM152 88V87H151ZM34 89H36V88H34ZM53 89V88H52ZM62 89H63V87H62ZM124 89V88H123ZM154 89H155V87H154ZM164 89V88H163ZM20 90V89H19ZM111 90V89H110ZM149 90V89H148ZM165 90V89H164ZM15 91V90H14ZM14 91H12V92H14ZM36 91H38V90H36ZM64 91H65V89H64ZM69 91H71V90H69ZM128 91V90H127ZM153 91V90H152ZM155 91V90H154ZM156 91H158L157 89H156ZM155 91V92H156ZM234 91H236V90H234ZM54 92H56V91H53L52 93H54ZM126 92V91H125ZM151 92V91H150ZM238 92V91H237ZM15 93V92H14ZM32 93V92H31ZM38 93L40 94V90L38 91ZM64 93V92H63ZM62 93V95L64 96L66 93H64L63 94ZM160 93H162L161 91H160ZM164 93H165V91H164ZM34 94V93H33ZM45 94H46V90H44V92H43V94H41V96H40V98L39 97H35V96H37V94L35 95V96H33L32 94L31 95H24L23 97H21V98H23V100H24V102L22 103H20V105H19V107H17L16 108V110L14 109H10V107H8L7 109L9 110V112H7L8 113V115H10V117H6V120H4L5 122L4 123H2L1 125H0V131L1 132H4V130H5V128H6V125H7V127L9 126V128L12 126L13 127V131H12V133H14L15 134V139L17 138L18 139V141H20V138H23L24 137V135H26L27 133H28V130L29 129H31V128H34L35 127V124H36V121H38V116H40V117H43L44 115H43V111H40V110H45L46 108H43V107H45V105L47 104V101H45V99H44V97H45ZM56 94V93H55ZM141 94V93H140ZM146 94V93H145ZM152 94H153V96H152ZM157 94V95H156ZM155 95H154V93H151L150 94V96H152V97H156L157 99L160 97L159 95H158V93H156ZM163 94V93H162ZM61 95V94H60ZM67 95H69V93L67 94ZM120 95H122L121 93H120ZM134 95V94H133ZM161 95V94H160ZM10 96H12V95H10ZM51 96V95H50ZM54 96V95H53ZM53 96H51V97H53ZM159 96V97H158ZM239 96V97H240ZM14 97V95L12 96V98ZM57 97V95L51 100V104H52V107L54 106V107H56V108H58L59 107V105H60V108H61V106H62V104H61V101H60V99L58 98H56ZM62 97V96H61ZM65 97V96H64ZM163 96H161L160 97V99H158V100H161L159 103H160V105H163V104H161V102H163V100L162 99H164V98H162ZM11 98V99H12ZM129 98H130V96H129ZM137 98V97H136ZM155 98V99H156ZM162 98V99H161ZM260 98V99H259ZM10 100V99H9ZM20 100H22V99H20ZM134 100V99H133ZM67 101V100H66ZM156 100H154V102H155ZM168 101V100H167ZM11 102V101H10ZM16 102V101H15ZM62 102H63V100H62ZM166 102V101H165ZM72 103V102H71ZM158 103V102H157ZM66 104V103H65ZM67 104H68V102H67ZM1 105H3V104H1ZM5 105V104H4ZM6 105L8 106V104H7V102H6ZM5 105V106H6ZM15 105V104H14ZM70 105V104H69ZM164 105H165V103H164ZM16 106H18V105H16ZM30 106V107H29ZM64 106V105H63ZM62 106V108L63 109H65V107H67V106H65V107H63ZM14 107V106H13ZM32 107V108H31ZM157 107V106H156ZM2 108V106L0 107V109ZM61 108V109H62ZM55 109V108H54ZM67 109H69V108H67ZM138 109V108H137ZM161 109V108H160ZM171 109V108H170ZM194 110L195 109H198V111H200V112H203L204 110H206V108H200V106L198 105V106H195V108H193ZM6 110V109H5ZM59 110V109H58ZM162 110V109H161ZM193 110V111H194ZM210 110V109H209ZM208 110V111H209ZM214 110V109H213ZM212 109H211V111H213ZM211 111H209V112H211ZM216 111H217V109H216ZM65 112H69V111H65ZM77 112H79V111H77ZM107 112V111H106ZM197 112V111H196ZM198 113V112H197ZM196 113V114H197ZM207 113V112H206ZM219 113V112H218ZM79 114V113H78ZM82 114V113H81ZM97 114V113H96ZM104 114H105V112H104ZM150 114V113H149ZM200 114V113H199ZM207 114H210V113H207ZM0 115H2L3 116V112H2V114H0ZM4 115H5V113H4ZM7 115V116H8ZM49 115V114H48ZM47 115V116H48ZM201 115V114H200ZM221 115V114H220ZM30 116H31V120L29 119L30 118ZM46 116V115H45ZM62 116H63V114H62ZM65 116V118H66V121L65 122H67L68 124H70L69 122L71 121V123L73 124V127H76L77 128V130H79L80 132L82 131V130H84V129H86V128H84V129H82L84 126H83V121H82V119L80 118V117H78V115L76 114H74V115H72V117L71 116H66V115H64ZM81 116V115H80ZM86 116V115H85ZM106 116V115H105ZM108 116V115H107ZM115 116V115H114ZM148 116V115H147ZM161 116H163V115H161ZM194 116V115H193ZM211 116V115H210ZM209 116V117H210ZM226 116V115H225ZM39 117V118H40ZM49 117H51L50 115H49ZM52 117H54V116H52ZM68 117H70V118H68ZM99 117H100V115H99ZM149 117V116H148ZM160 117V116H159ZM159 117L157 118V119H159ZM212 117H213V115H212ZM220 117V116H219ZM223 117V116H222ZM233 117H234V115H233ZM238 117V116H237ZM241 117V116H240ZM45 118V117H44ZM55 118V117H54ZM64 118V117H63ZM85 118V117H84ZM90 118V117H89ZM101 118V117H100ZM199 118V117H198ZM206 118V117H205ZM211 118V117H210ZM224 118V117H223ZM222 118V119H223ZM241 118H243V117H241ZM244 118H246V117H244ZM41 119V118H40ZM46 119V118H45ZM53 118H51V120H52ZM56 119V118H55ZM91 119V118H90ZM104 119H106V118H104ZM184 119V118H183ZM182 119V120H183ZM195 119V118H194ZM249 119V118H248ZM179 120H180V118H179ZM211 120H213V118L211 119ZM243 120V119H242ZM11 121V122H10ZM193 121H195V120H193ZM239 121V120H238ZM42 122V121H41ZM40 122V123H41ZM46 122V121H45ZM88 122V121H87ZM182 122V121H181ZM185 122H189V119H187V121H185ZM185 122H183V123H180V124H184ZM205 122V121H204ZM1 123V122H0ZM15 123H18L17 125H15ZM67 123L65 124L66 126H68V128L67 129H70L69 127V125H67ZM85 123V122H84ZM92 123V122H91ZM104 123V122H103ZM39 124V123H38ZM95 124V123H94ZM157 124V125H156ZM156 124H155V127L156 126H158L159 124V126L160 127H157V130H159V131H157L158 133L157 134H155V137H156V139H157V137H160L161 139H162V137L163 136H167L168 137V132H169V130L170 129H172L174 126H173V124L172 123H170L167 119H165V117H162V118H160L159 119V121L157 120V122H156ZM179 124V125H180ZM192 124H193V122H192ZM205 124V123H204ZM14 125L16 126V128H14ZM71 125V124H70ZM88 126H92V125H89V124H87ZM165 125V126H164ZM212 125H214V124H212ZM49 126V125H48ZM52 126V125H51ZM66 126H65V129H66ZM87 126V127H88ZM181 126V125H180ZM184 127H185V125H183ZM187 126H188V124H187ZM189 126H190V124H189ZM188 126V127H189ZM204 126V125H203ZM202 126V127H203ZM220 126V125H219ZM18 127V128H17ZM45 127H47L46 126V124H45ZM93 127V126H92ZM153 127H154V125H153ZM154 127V128H155ZM176 127V126H175ZM174 127V128H175ZM177 127H179V126H177ZM235 127V126H234ZM39 128H42V127H40V125L38 126V129ZM50 127H48V129H49ZM52 128V127H51ZM59 128H61V127H59ZM72 128V127H71ZM80 128V129H79ZM90 128V127H89ZM182 129L183 127H179V129ZM205 128V127H204ZM207 128V127H206ZM239 128V127H238ZM11 129V128H10ZM10 129H9V131H10ZM48 129H46V131L47 132H49L48 131ZM179 129L178 128H176V130H178L179 131ZM180 129V130H181ZM187 129V128H186ZM200 129V128H199ZM198 129V130H199ZM7 130V129H6ZM32 130V129H31ZM37 130V129H36ZM41 130V129H40ZM52 130V129H51ZM55 130V132H57L56 131V128L54 129ZM61 130V129H60ZM64 130V129H63ZM154 130V129H153ZM183 130H185V128L184 129H182L181 130V134L184 136V134H183ZM234 130V129H233ZM238 130V129H237ZM251 130V129H250ZM39 131V130H38ZM42 131H43V129H42ZM74 131H76V130H74ZM109 131H110V129H109ZM108 131V133L109 134H113V135H117L120 139H119V141L120 142H118V140L117 141H115V144H117V145H120V148H121V150H125V146L124 145H126L127 146V148H126V150H128V149H130L131 150V152L132 153H130V156L129 155H127L126 156V154H125V158H127L128 159V161H130L131 159H129L130 157H132L131 156V154L133 155V153H135V154H137L136 156H139V155H142L141 153H143L144 151L142 150L143 148V145L141 146V143H143V141L141 142V141H139L138 139H137V137H136V139L134 138L135 136H132L133 138H131V135H132V133H131V130H123V128L122 129H120V128H116L115 126H113V125H111V131L109 132ZM144 131V130H143ZM230 131H232V130H230ZM235 131V130H234ZM240 131V130H239ZM242 131V130H241ZM253 131V130H252ZM6 132V131H5ZM11 132V131H10ZM10 132H8V135L9 136H12L13 137V134L12 135H10L9 133ZM68 132H70V130H68ZM73 132V131H72ZM133 132V131H132ZM170 132H172V131H170ZM185 132V131H184ZM197 132V131H196ZM255 132H258V131H255ZM32 133V137L35 139V140H37V133H39V132H37V131H35V132H31ZM66 133V132H65ZM74 133V132H73ZM130 133V134H129ZM189 133V132H188ZM195 133V132H194ZM243 133V132H242ZM259 133H261V132H259ZM7 134V133H6ZM40 134V133H39ZM57 134V133H56ZM55 134V135H56ZM103 134H105V133H103ZM102 134V135H103ZM173 134H175V133H173ZM178 134H179V132H178ZM178 134H175L176 136L178 135ZM234 134H236V131L234 132ZM241 134V133H240ZM245 135H246V133H244ZM60 135H62V133L60 134ZM59 135V136H60ZM69 135V134H68ZM100 135V134H99ZM106 135H107V133H106ZM116 135H115V137H114V139L115 138H117L116 137ZM133 135H136V134H133ZM141 135V134H140ZM182 135H180L181 137V139L183 138L182 137ZM238 135V134H237ZM39 136V135H38ZM64 136H66V139L68 140V138H67V135H63V137ZM130 136V137H129ZM143 136V135H142ZM170 136V135H169ZM179 136V135H178ZM186 136V135H185ZM236 136V135H235ZM248 136V135H247ZM11 137V138H12ZM13 137V138H14ZM44 137V136H43ZM61 137V136H60ZM89 138H90V141L91 142H94L93 140H95V139H93V138H91L90 136H88ZM93 137V136H92ZM101 137V136H100ZM107 137V136H106ZM112 137V138H113ZM166 137V138H167ZM192 137H193V135H192ZM246 137V136H245ZM12 138V139H13ZM27 138V137H26ZM25 138V139H26ZM59 137H57V139H58ZM123 138H125V140H128V138H129V141L127 142V141H125ZM130 138H131V140H130ZM147 138H148V136H147ZM228 138V137H227ZM260 138H262V137H260ZM44 139V138H43ZM65 139V138H64ZM63 139V140H64ZM93 139V140H92ZM102 139V138H101ZM123 139V140H122ZM150 139V138H149ZM148 139V140H149ZM170 139V138H169ZM9 140H10V138H9ZM97 140V139H96ZM152 140H153V143H155L154 142V140H155V138L153 139L152 138ZM167 140H168V138H167ZM180 140V139H179ZM183 141L184 140H189V137H188V139H185V138H183L182 139ZM182 140H181V142H182ZM225 140V139H224ZM8 141V140H7ZM22 141V140H21ZM99 141V140H98ZM97 141V142H98ZM123 141H125V144L123 145ZM176 141V140H175ZM261 141H262V139H261ZM0 142H1V140H0ZM9 142H11V141H9ZM14 142H15V140H14ZM17 142V141H16ZM48 142V141H47ZM97 142L95 143V144H97ZM122 142V143H121ZM127 142V143H126ZM139 142H141L140 144H139ZM152 142V141H151ZM179 142V141H178ZM214 142V141H213ZM227 142V141H226ZM44 143V142H43ZM62 143V142H61ZM78 143V142H77ZM85 141L84 142H82V143H80V145L81 146H84L85 145ZM99 143V142H98ZM147 143H148V145H150L151 146V144H150V142H148L147 141ZM158 143V142H157ZM165 143V142H164ZM171 143V142H170ZM188 143H190V142H188ZM192 143V142H191ZM194 143V145L195 144H197L196 142H193ZM238 143V142H237ZM17 144V143H16ZM19 144V143H18ZM17 144V145H18ZM40 144V143H39ZM67 144H69V142L67 143ZM95 144H92V147H96L95 146ZM113 144V143H112ZM144 144H146V142H144ZM160 144H161V142H160ZM177 144H179V143H177ZM182 145H188V144H183V143H181ZM1 145V144H0ZM15 145V144H14ZM43 145H45V144H43ZM42 145V146H43ZM47 146L45 147V150L43 151V154H42V156H40V157H38L37 158V161H35L34 163H33V166H34V171L36 170V169H39L40 168V166H42V164H43V162H44V160L47 158V159H49V161L51 160V164L50 165H47L46 166V168H45V172H43V171H41V172H39V173H42L41 174V180H42V182H43V185H42V187L41 188H43V187H45L44 186V184L47 182L44 178H51V181L53 182V184H54V188H56V189H58V188H62V191H65L64 193L66 194V193H68L69 194V191H70V193H71V191H72V193L77 197L78 195H80L81 193H79V189H72L73 187H72V185L73 184H75V182H74V179L75 178H77V177H79L78 179H80L81 177H80V175L81 174H86L88 177L86 178L87 180H88V185H91V183H92V180L95 178V174H94V172H92V171H94V170H96V169H94L93 167H92V165L90 164V163H87V166L83 163L82 164V162H84L83 161V159H85L84 157L83 158H81L82 159V162L80 163L79 162V159H78V156L80 155H74L75 154V151H72V152H74L73 153V155H74V157H71V159L69 158V160L68 159H66L65 160V164H63L62 163V165L61 166H58L59 168H56V166H53V164H56V162H54L53 160H54V155H55V153H56V151L58 150V149H56V151H55V153H53L50 149H48L49 148V144H46ZM70 145V144H69ZM94 145V146H93ZM99 145V144H98ZM101 145V144H100ZM153 145V144H152ZM170 145V144H169ZM190 145V144H189ZM210 145V144H209ZM208 145V146H209ZM10 146H12V144L10 145ZM9 146V147H10ZM21 146V145H20ZM81 146L80 147H77V148H80L79 149V151H77V152H80V150H81ZM144 146H147V144L146 145H144ZM150 146H148V147H150ZM176 146V145H175ZM181 146V145H180ZM179 146V147H180ZM215 146V145H214ZM219 146V145H218ZM13 147V146H12ZM58 147V146H57ZM56 147V148H57ZM72 147V146H71ZM123 147H125L124 149H122ZM166 147V146H165ZM177 147V146H176ZM223 148H224V146H222ZM15 148V147H14ZM18 148H21V147H18ZM63 148V147H62ZM69 148V147H68ZM84 148V147H83ZM97 148V147H96ZM117 148V147H116ZM116 148H113L114 150L116 149ZM147 148V147H146ZM153 148H154V146H153ZM153 148H149V149H153ZM168 148V147H167ZM196 148H197V146H196ZM210 148H211V146H210ZM220 148V147H219ZM219 148H218V151H219ZM1 149V148H0ZM60 149V148H59ZM70 149V148H69ZM110 149V148H109ZM112 149V148H111ZM110 149V151H114V150H111ZM148 149V148H147ZM156 149V148H155ZM159 149V148H158ZM180 149V148H179ZM213 149V148H212ZM15 150V149H14ZM53 150V149H52ZM120 150V151H121ZM133 150V151H132ZM177 150V149H176ZM175 150V151H176ZM209 151H210V149H208ZM3 151V150H2ZM61 151V150H60ZM59 151V152H60ZM85 151V150H84ZM105 151L107 152V149H105ZM117 151H118V149H117ZM119 151V152H120ZM129 151V150H128ZM141 151H143V152H140ZM147 151V150H146ZM149 151V150H148ZM148 151L145 153V154H148ZM178 151V150H177ZM213 151H215V150H213ZM212 150H211V152H213ZM18 152H19V149H18ZM86 152H88V151H86ZM86 152H84V153H86ZM102 152V151H101ZM115 152H116V150H115ZM119 152H116V153H114L115 155H117L118 156V154H119ZM125 152V151H124ZM154 152H155V150H154ZM163 152V151H162ZM172 152H173V150H172ZM179 152V151H178ZM1 153V152H0ZM17 153V152H16ZM96 153V152H95ZM118 153V154H117ZM126 153H128V152H126ZM155 153H157V152H155ZM163 153H165V152H163ZM176 153V152H175ZM175 153L174 154H171V155H169L168 153H167V155H169V156H171V159L169 160V157H168V159H167V161H169L171 164H169V166L171 167V166H173V165H175L174 164V162H176L177 160L176 159H178V158H173L172 156H174L175 155ZM2 154V153H1ZM3 154H5L6 155V153H3ZM2 154V155H3ZM10 154V153H9ZM24 154V153H23ZM63 154V153H62ZM77 154V153H76ZM91 155H92V153H90ZM114 154H112L113 156H114ZM135 154H134V157H135ZM139 154V155H138ZM190 154V153H189ZM196 154H197V151H196ZM11 155V154H10ZM19 155H20V153H19ZM19 155L17 156V155H15V156H17V157H19ZM87 155H89V154H87ZM102 155V154H101ZM104 155H106V154H104ZM103 155V156H104ZM109 155V154H108ZM120 155V154H119ZM152 155V154H151ZM155 155V154H154ZM165 155V154H164ZM177 155V154H176ZM178 155H180L181 156V154H178ZM187 155V154H186ZM191 155V154H190ZM195 155V154H194ZM193 155V156H194ZM90 156V155H89ZM88 156V158L90 159L91 157H89ZM123 156H124V154H123ZM129 156V157H128ZM146 156V155H145ZM148 156H150V155H148ZM148 156H146V157H148ZM160 156H162V155H160ZM13 157V156H12ZM94 157V156H93ZM116 157V156H115ZM121 157V156H120ZM133 157V158H134ZM144 157V156H143ZM158 157V158H157ZM178 157V156H177ZM201 157V156H200ZM5 158H7V157H5ZM9 158V157H8ZM51 158V159H50ZM53 158V159H52ZM112 158V157H111ZM121 158H123V157H121ZM124 158V159H125ZM136 158V157H135ZM139 158H140V156H139ZM142 158V157H141ZM164 159H165V157H163ZM180 158V157H179ZM189 158H191V157H189ZM202 158V157H201ZM200 158V159H201ZM209 158H211L210 156H209ZM2 159V158H1ZM4 159V158H3ZM12 159V158H11ZM19 159V158H18ZM89 159H87V160H89ZM138 159V158H137ZM136 159V160H137ZM142 159H144V158H142ZM146 159V158H145ZM148 159V158H147ZM153 159V158H152ZM156 159H160L159 158V156H156ZM163 159V160H164ZM182 159V158H181ZM194 159V158H193ZM208 159V158H207ZM213 159V158H212ZM5 160V159H4ZM9 160H10V158H9ZM15 160H17V159H15ZM14 160V161H15ZM26 160V159H25ZM56 160V159H55ZM94 160V159H93ZM126 160V159H125ZM134 160V159H133ZM139 160H141V159H139ZM138 160V161H139ZM150 160H151V158H150ZM185 160V159H184ZM8 161V160H7ZM28 161V160H27ZM33 161V160H32ZM100 161V160H99ZM127 161V162H128ZM147 161V160H146ZM158 161V160H157ZM179 161V160H178ZM177 161V162H178ZM203 161V160H202ZM201 161V162H202ZM209 161H211L212 162V160H209ZM2 162V161H1ZM11 162V161H10ZM16 162V161H15ZM62 162V161H61ZM64 162V161H63ZM137 162V161H136ZM135 162V163H136ZM139 162H141V161H139ZM142 162H143V160H142ZM141 162V163H142ZM147 162H149V160L147 161ZM160 162V161H159ZM158 162V163H159ZM163 161H161V163H162ZM169 162H165L166 164L167 163H169ZM193 162V161H192ZM198 162H199V160H198ZM205 162H206V160H205ZM217 162H219V161H217ZM223 162V161H222ZM3 163V162H2ZM7 163V162H6ZM14 163V162H13ZM17 163H19V161L17 162ZM16 163V164H17ZM32 163V162H31ZM57 163H58V161H57ZM129 163H131V162H129ZM155 163V162H154ZM206 163H210V162H206ZM5 164V163H4ZM24 164V163H23ZM59 164H60V162H59ZM58 164V165H59ZM78 164H80V165H78ZM150 164V163H149ZM200 164H202V163H200ZM6 165V164H5ZM7 165H10V163L8 164L7 163ZM32 165V164H31ZM135 165V164H134ZM138 165V164H137ZM160 166H161V164H159ZM184 165V164H183ZM163 166H165V165H163ZM175 166H178V165H175ZM174 166V167H175ZM29 167V166H28ZM52 167V168H51ZM162 167V166H161ZM186 167V166H185ZM5 168V167H4ZM134 168V167H133ZM172 168V167H171ZM176 168V167H175ZM9 169V168H8ZM92 169H94V170H92ZM136 169V168H135ZM134 169V170H135ZM165 169H166V167H165ZM169 169V168H168ZM168 169H166V171L168 170ZM173 169V168H172ZM179 169V168H178ZM17 170H18V167H17ZM17 170H15L14 172H16ZM81 170V171H80ZM129 170V169H128ZM159 170V169H158ZM171 170V169H170ZM176 170V169H175ZM185 170V169H184ZM192 170V169H191ZM4 171V170H3ZM19 171V170H18ZM31 171H32V169H31ZM33 171V172H34ZM39 171V170H38ZM139 171H142V170H139ZM145 171V170H144ZM162 171V170H161ZM29 172V171H28ZM37 172V171H36ZM97 171H95V173H96ZM100 172V171H99ZM138 172V171H137ZM136 172V173H137ZM146 172V171H145ZM145 172H144V175H146L145 174ZM157 172H159V171H157ZM163 172V171H162ZM178 172H179V170H178ZM18 173V172H17ZM103 173V172H102ZM146 173H148V172H146ZM152 173V172H151ZM166 172H164L163 174H165ZM168 173V172H167ZM180 173V172H179ZM179 173H176V172H171V173H168V174H165L164 175V177H158V179H160V180H163V179H166L165 181L163 180V181H160L161 183H158L159 181H157V180H155L156 182H157V184H162V185H160L161 186V188L160 187H158V190L160 189V192L161 193H164V194H166V195H169V194H171L172 193V195H169L168 197H169V199L167 200V201H169L170 200V202H174L175 200H176V198H177V200L179 201V199L181 198V197H178L179 195H180V193H178L179 195L178 196H176L175 195V193H174V191L173 190H176L177 188H179V190H178V192H182V190H183V188H180V186H181V184H182V182H183V180H185L184 179V177L186 178V176H183L182 175V173H180L182 176H179L180 174ZM2 174V173H1ZM33 174V173H32ZM31 174V176H33ZM104 174H105V172L102 174V178H100L101 180H103V178H104ZM131 174V173H130ZM137 174H139V173H137ZM149 174V173H148ZM155 174L157 175V173L155 172ZM160 174H162V173H160ZM179 174V175H178ZM183 174H185V173H183ZM190 174V173H189ZM36 175V174H35ZM39 175V174H38ZM36 176V179H35V177H34V179L35 180H37V181H39V179H37V177L38 178H40L39 176ZM92 175H94V176H92ZM143 175V174H142ZM151 175V174H150ZM152 175H154L153 173H152ZM178 175V176H177ZM27 176V175H26ZM160 176H163V175H160ZM10 177V176H9ZM24 177V176H23ZM67 177H69L70 179L68 180V181H65V179L67 178ZM97 177H98V179H99V176H96V180H97ZM147 177L149 178V176L147 175ZM157 177V176H156ZM183 177V178H182ZM191 177V176H190ZM189 177V178H190ZM32 178V177H31ZM49 178V179H50ZM65 178V179H64ZM154 178H155V176H154ZM235 178V177H234ZM1 179H3V177L1 178ZM21 179V178H20ZM33 179V180H34ZM145 179H146V177H145ZM145 179L144 180H142V177H141V180L142 181H145ZM153 179V178H152ZM155 179H157V178H155ZM191 179V178H190ZM14 180H15V178H14ZM13 180V181H14ZM60 180H64V181H60ZM84 180H85V178H84ZM86 180V181H87ZM100 180V181H101ZM105 180H106V178H105ZM108 180V179H107ZM139 180V179H138ZM147 180H149V182H150V179H147ZM232 180V179H231ZM78 181V180H77ZM76 181V182H77ZM98 181V180H97ZM137 181V180H136ZM152 181H154V180H152ZM41 182V181H40ZM41 182V183H42ZM105 182V181H104ZM138 182V181H137ZM209 182V181H208ZM39 183V182H38ZM69 183V184H68ZM79 182H77V184H78ZM107 183V182H106ZM139 183V182H138ZM144 183H146V181L144 182ZM143 183V185L142 186H146L147 184H144ZM152 183V182H151ZM153 183H155V182H153ZM2 184V183H1ZM24 184V183H23ZM27 184V183H26ZM34 184H36L35 182L33 183V185ZM52 184V183H51ZM53 184L52 185H50L49 187H53ZM67 184V185H66ZM83 184V183H82ZM111 184H112V182H111ZM212 184V183H211ZM232 184V183H231ZM20 185V184H19ZM31 185V184H30ZM38 185V184H37ZM39 185H40V183H39ZM38 185V186H39ZM47 185V184H46ZM103 185H105V184H103ZM110 185V184H109ZM115 184H113V185H111V186H114ZM140 185H141V183H140ZM149 185V184H148ZM156 185V184H155ZM215 185V184H214ZM213 185V186H214ZM21 186H23V185H21ZM25 186H27V185H25ZM41 186V185H40ZM66 186V187H65ZM108 186V185H107ZM117 186V185H116ZM141 186V187H142ZM150 186H153V185H150ZM212 186V187H213ZM229 186V185H228ZM30 187V186H29ZM28 187V188H29ZM34 187V186H33ZM47 187V186H46ZM85 187V186H84ZM87 187V186H86ZM105 187V186H104ZM120 187V186H119ZM140 187V188H141ZM157 187V186H156ZM35 188V187H34ZM39 188V187H38ZM41 188H39V189H41ZM88 188V187H87ZM113 188V187H112ZM143 188H145L144 190H147L146 188H147V186L146 187H143ZM217 188V187H216ZM19 189V188H18ZM30 189H31V187H30ZM47 189V191L49 192V190H48V188H46ZM50 189V188H49ZM72 189V190H71ZM121 189H122V186H121ZM150 189H152V188H149L148 190H150ZM153 189H156V188H153ZM163 189V191H161ZM52 190H53V188H52ZM55 190V189H54ZM120 190V189H119ZM129 190V189H128ZM135 190H137V189H135ZM134 190V191H135ZM144 190H143V192H144ZM147 190V192H150V191H148ZM157 190V191H158ZM181 190V191H180ZM7 191V190H6ZM35 191V190H34ZM44 191V190H43ZM51 191V190H50ZM56 191V190H55ZM86 191V190H85ZM95 191V190H94ZM109 191V193L111 194L112 193V189H111V192H110V190H109V186L106 188L105 187V193L107 194V192ZM118 191V190H117ZM121 192L123 191L124 193H126V190H120ZM131 191H133V190H131ZM130 190H129V193L131 192ZM138 191V190H137ZM156 191V190H155ZM1 192V191H0ZM22 192V191H21ZM32 192V191H31ZM41 192H42V190H41ZM46 191H44V193H45ZM54 192V191H53ZM58 191H56V193H57ZM97 192V191H96ZM141 192V191H140ZM140 192H139V194H140ZM143 192H141V193H143ZM146 192V191H145ZM160 192H157V193H159L160 194ZM217 192V191H216ZM219 192V191H218ZM39 193V196L41 195L40 194V191L38 192ZM43 193V194H44ZM51 193V192H50ZM59 193V192H58ZM57 193V194H58ZM70 194V198H71V195H72V198H73V194ZM103 193H104V190H103ZM118 193V192H117ZM128 192H127V194L128 195H126V196H128L129 197V195H132V196H134L133 194H129ZM132 193V192H131ZM133 193H135V192H133ZM221 193H223V192H221ZM49 194V193H48ZM62 194V193H61ZM97 194V193H96ZM109 194V195H110ZM146 194H148V193H146ZM176 194H177V192H176ZM218 194V193H217ZM216 194V196H218ZM223 194H225V196H226V193H223ZM1 195V194H0ZM45 195V194H44ZM54 195V194H53ZM98 195H100L99 193H98ZM105 195V194H104ZM119 195V194H118ZM123 195H125V194H123ZM152 195V194H151ZM215 195V194H214ZM4 196H6L7 197V195H5L4 194ZM38 196V195H37ZM46 196V195H45ZM55 196V195H54ZM83 196V195H82ZM89 196V195H88ZM93 196V195H92ZM91 196V197H92ZM103 196V195H102ZM111 196V195H110ZM144 196V195H143ZM153 196H154V194H153ZM156 196H158L157 194H156ZM161 196V195H160ZM159 196V197H160ZM221 196V195H220ZM223 196V195H222ZM1 197V196H0ZM20 197V196H19ZM44 197V196H43ZM49 197V196H48ZM84 197V196H83ZM94 197V196H93ZM104 197V196H103ZM106 197H109V196H107L106 195ZM116 197V196H115ZM136 197H137V195H136ZM172 197L174 198L173 199V201H172ZM219 197V196H218ZM4 198V197H3ZM10 198H11V196H10ZM15 198V197H14ZM13 198V200H16V199H14ZM45 198V197H44ZM43 198V199H44ZM54 198V197H53ZM109 198H111V197H109ZM144 198V197H143ZM155 198V197H154ZM216 199H217V197H215ZM224 198V197H223ZM4 199H6V198H4ZM9 199V198H8ZM12 199V198H11ZM42 199V200H43ZM49 199H50V197H49ZM55 199V198H54ZM64 199V198H63ZM63 199H61V200H63ZM68 199H69V197H68ZM86 199V198H85ZM88 199V198H87ZM98 199V198H97ZM104 199H106V198H104ZM112 199H113V197H112ZM116 199V198H115ZM139 199V198H138ZM145 199V198H144ZM149 199H150V197H149ZM167 199V198H166ZM165 199V200H166ZM7 200V199H6ZM10 200V199H9ZM47 199H45V201H46ZM71 200H73V199H71ZM124 200V199H123ZM143 200V199H142ZM176 200V201H177ZM217 200H219V198L217 199ZM216 200V201H217ZM3 201H5V200H3ZM19 201V200H18ZM36 201H37V199H36ZM44 201V200H43ZM50 201V200H49ZM52 201V200H51ZM105 201H107V200H105ZM128 201H130V200H128ZM138 201V200H137ZM139 201H141V200H139ZM175 201V202H176ZM1 202V201H0ZM7 202V201H6ZM13 202H16V201H13ZM47 202V201H46ZM53 202V201H52ZM51 202V203H52ZM66 202V201H65ZM81 202V201H80ZM88 202V201H87ZM100 202V201H99ZM103 202V201H102ZM117 202V201H116ZM3 203V202H2ZM9 203V206H10V210H12V211H14L13 209L14 208H12L11 207V205H10V203L11 202H8ZM42 203V202H41ZM48 203V202H47ZM56 203V202H55ZM55 203H54V205H55ZM67 203V202H66ZM65 203V204H66ZM95 203H96V200H95ZM111 203V202H110ZM121 203H122V201H121ZM154 203V202H153ZM166 203V202H165ZM197 203L199 204V201H197ZM197 203H195L194 204V206L192 207V209H190L189 211H187V212H185V211H183V212H180V213H177V215L175 216L176 217V219H177V221H180L179 222V224H181V226H187V225H189L191 222H195V221H198L199 223H200V209L197 207L198 206V204ZM17 204V203H16ZM30 204V203H29ZM44 204V203H43ZM42 204V205H43ZM49 204V203H48ZM53 204V203H52ZM88 204V203H87ZM86 204V205H87ZM102 204V203H101ZM101 204H99V205H101ZM167 204H169V202L167 203ZM5 205L6 204H0V213H2L3 214V212H4V210H6V209H4V207H5ZM12 205H14V204H12ZM18 205V204H17ZM72 205V204H71ZM82 205H84V204H82ZM86 205H84V206H86ZM114 205H116V204H114ZM121 205V204H120ZM125 204H123V206H124ZM146 204L144 203V207L146 208V206L148 207V204L145 206ZM161 205V204H160ZM159 205V206H160ZM164 205H166V204H163V206ZM170 205H171V203H170ZM202 205H204V204H202ZM15 206V205H14ZM33 206V205H32ZM40 206V205H39ZM46 206H48V205H46ZM80 206V205H79ZM79 206H77L76 205V207H79ZM107 206V205H106ZM111 206V205H110ZM150 206V205H149ZM151 206H153L152 205V203H151ZM168 206V205H167ZM7 207H8V205H7ZM17 207V206H16ZM34 207V206H33ZM58 207H59V209L61 208L62 210H66V209H68L70 212H73V213H75V209H76V207H74V208H70V207H68V206H66V205H60V204H58ZM108 207H109V205H108ZM111 207H114V206H111ZM116 208H117V206H115ZM122 207V206H121ZM18 208V207H17ZM104 208V207H103ZM119 208V207H118ZM125 208V207H124ZM132 208V207H131ZM130 207H128V209H131ZM137 208L139 209L140 207H138L137 206ZM136 208V209H137ZM142 208V207H141ZM163 208V207H162ZM161 208V209H162ZM185 208H186V206H185ZM191 208V207H190ZM202 208V207H201ZM35 209V208H34ZM60 209V210H61ZM83 209V212H85L84 211V207L82 208ZM87 209V208H86ZM104 209H107V208H104ZM144 209V208H143ZM143 209H142V211H143ZM188 209V208H187ZM27 210H28V208H27ZM40 210V209H39ZM54 210H56L55 208H54ZM101 210V209H100ZM57 211V210H56ZM102 211H103V209H102ZM116 211H119V210H117V209H115V212ZM123 211V210H122ZM131 211V210H130ZM133 211H136L135 209H133ZM159 211V210H158ZM8 211H6V213H7ZM28 212V211H27ZM58 212H60V211H58ZM62 212V211H61ZM69 212V213H70ZM77 212H78V210H77ZM109 212V211H108ZM113 212H114V209H113ZM141 212V211H140ZM157 212V211H156ZM178 212H179V210H178ZM11 213V212H10ZM56 213V212H55ZM72 213V214H73ZM92 213V212H91ZM99 213V212H98ZM119 213V212H118ZM131 213H133V212H131ZM142 213V212H141ZM149 213H152V215H153V211L152 212H149ZM149 213H148V216H150L149 215ZM14 214H15V212H14ZM23 214H25V212H23ZM56 214H58V213H56ZM78 214V213H77ZM193 215V216H188V215ZM62 215V214H61ZM87 215V214H86ZM85 215V216H86ZM119 215V214H118ZM128 215H130V213L128 214ZM132 215H135V214H132ZM15 215H13V217H14ZM18 216V215H17ZM20 216H21V214H20ZM29 216V215H28ZM42 216H43V214H42ZM136 216H137V213H136ZM135 216V217H136ZM140 216V215H139ZM144 216V215H143ZM142 216V217H143ZM40 217V216H39ZM64 217V216H63ZM69 217V216H68ZM72 217V216H71ZM94 217V216H93ZM127 217V216H126ZM133 217V216H132ZM142 217H141V219H142ZM20 218V217H19ZM18 218V219H19ZM57 218V217H56ZM70 218V217H69ZM90 217H86V219H85V221H86V223H87V221H88V219H89ZM129 218V217H128ZM137 218H138V216H137ZM140 218V217H139ZM138 218V219H139ZM144 218V217H143ZM25 219V218H24ZM41 219V218H40ZM55 219V218H54ZM64 219V218H63ZM91 219V218H90ZM130 219H132V218H130ZM138 219H137V221H138ZM140 219V220H141ZM151 219H153V218H151ZM150 219V220H151ZM237 219V218H236ZM21 220V219H20ZM22 220H23V218H22ZM31 220V219H30ZM29 220V221H30ZM80 220V221H79ZM79 225L80 224H83L82 222H83V218H82V215H81V218L79 217ZM94 220V219H93ZM95 220H96V218H95ZM105 220H107V219H105ZM136 220V219H135ZM135 220H132L133 222L135 221ZM143 220H145V219H143ZM149 220V219H148ZM204 220V219H203ZM228 220V219H227ZM37 222H39V219L38 220H36ZM41 221H42V219H41ZM40 221V222H41ZM55 221V220H54ZM56 221H57V219H56ZM61 221V220H60ZM91 221V220H90ZM5 222V221H4ZM32 222V221H31ZM35 222V221H34ZM37 222H35V223H37ZM92 222V221H91ZM97 222H98V220H97ZM102 222H104V221H102ZM114 222V221H113ZM126 222V221H125ZM139 222V221H138ZM148 222V221H147ZM147 222H146V224H147ZM152 222H154V220L152 221L151 220V223ZM215 222V221H214ZM226 222V221H225ZM224 222V223H225ZM23 223V222H22ZM94 223H96V222H94ZM140 223V222H139ZM138 223V224H139ZM142 223V222H141ZM144 223V222H143ZM3 224V225H2ZM9 224V223H8ZM21 224V223H20ZM28 224V223H27ZM42 224V223H41ZM56 224H57V222H56ZM55 224V225H56ZM93 224V223H92ZM91 224V225H92ZM99 224V223H98ZM115 224V223H114ZM132 224H134V223H132ZM153 224V223H152ZM11 225V224H10ZM17 225V224H16ZM36 225V224H35ZM47 225H49V224H47ZM52 225V224H51ZM77 225V224H76ZM87 225H89L88 223H87ZM175 225H176V223H175ZM177 225H178V223H177ZM177 225H176V227H177ZM1 226H3V227H6V225L3 223V221H2V223L0 224V227ZM40 226V225H39ZM75 226V225H74ZM84 226V225H83ZM52 227V226H51ZM88 227V226H87ZM96 227V226H95ZM201 227H202V225H201ZM207 227V226H206ZM214 227V226H213ZM217 227V226H216ZM215 227V228H216ZM221 227H223V226H221ZM32 228V227H31ZM31 228H30V230H31ZM44 227H42V229H43ZM53 228V227H52ZM77 228V227H76ZM205 228V227H204ZM210 227H208L207 229L209 230V231H211L210 229H209ZM6 229H7V227H6ZM5 228H4V232L6 233V234H3L4 236H6L7 237V239H8V235H10V232L9 233H7L8 231L6 230ZM55 229V228H54ZM178 229V228H177ZM207 229H203L202 228V230L201 231H199L198 232V230H195V232H197L198 234L197 235H194L193 234V232H189V231H187L186 232V234H185V236H186V239H185V241L184 242H180V243H178V242H175V243H177V244H175V245H171V246H169V248L167 249L166 248V251L168 250V254L166 255V256H168L169 255V257H170V259H172L171 260V264H188V262H189V258H190V256L192 255V257L191 258H193V257H195L194 256V254H195V252H198L199 253V251H197V250H199L200 248H201V243L203 242L202 240V238H204V236H206L205 235V233H207ZM77 230V229H76ZM79 230H80V228H79ZM91 230H92V228H91ZM174 230H176V229H174ZM212 230H213V228H212ZM218 230H220V228H218ZM225 230V229H224ZM1 231H2V229H1ZM7 231V232H6ZM104 231V230H103ZM130 231V230H129ZM206 231V232H205ZM42 232V231H41ZM46 232V231H45ZM52 232H54L53 230H52ZM82 232V231H81ZM94 231H92V233H93ZM128 232V231H127ZM194 232V233H195ZM212 232V231H211ZM213 232H214V230H213ZM91 233V234H92ZM96 233V232H95ZM94 233V234H95ZM115 233V232H114ZM114 233H113V235H114ZM129 233V232H128ZM208 233H210V232H208ZM207 233V234H208ZM215 233H216V231H215ZM214 233V234H215ZM1 234V233H0ZM34 234V233H33ZM54 234H55V232H54ZM93 234V235H94ZM135 234V233H134ZM211 235H212V233H210ZM210 234H208L209 236H211ZM2 234L0 235V245H3L5 242H6V240H5V237L3 236ZM23 235V234H22ZM50 235H51V233H50ZM82 235V234H81ZM92 235V236H93ZM125 235H127L126 233H125ZM137 235H139V234H137ZM151 235V234H150ZM4 238H3V237ZM27 236V235H26ZM32 236V235H31ZM31 236H29V237H27L26 239H25V237H22V242L23 243H25L26 241L25 240H28V241H31L32 242V240H33V237H31ZM57 236V235H56ZM84 236V235H83ZM90 236V235H89ZM149 236V235H148ZM208 236V237H209ZM220 236V235H219ZM52 237V236H51ZM94 237H97V236H94ZM101 237V236H100ZM99 237V238H100ZM103 237V236H102ZM142 237V236H141ZM154 237V236H153ZM171 236H169V238H170ZM1 238L3 239V241L5 240V242H3L2 240H1ZM49 238H50V236H49ZM59 238V237H58ZM105 238H107V237H105ZM115 238V237H114ZM44 239H46V238H44ZM111 239V238H110ZM138 240H139V238H137ZM177 239V238H176ZM50 240H51V238H50ZM61 240V239H60ZM92 240V239H91ZM97 240H98V238H97ZM102 240V239H101ZM106 240V239H105ZM207 240V239H206ZM206 240H204V241H206ZM42 241H43V238H42ZM45 241V240H44ZM57 241V240H56ZM96 241V240H95ZM104 241V240H103ZM103 241H102V243H103ZM147 241V240H146ZM8 242V241H7ZM21 242V243H22ZM51 242V241H50ZM85 242V241H84ZM140 242H141V240H140ZM144 242V241H143ZM230 242V241H229ZM22 243V244H23ZM107 243V242H106ZM113 243V242H112ZM134 243H136V242H134ZM43 244V243H42ZM109 244H110V242H109ZM138 244H140V243H138ZM28 245V244H27ZM38 245H40V244H36V243H33V248H37V246ZM63 245V244H62ZM165 245H169V244H166L165 243ZM25 246V245H24ZM30 246V245H29ZM49 246H51V245H49ZM160 246H162V245H160ZM164 246V245H163ZM1 248V254H5L4 256H6V255H8V253L10 252V250H9V248H8V250H6L5 248L4 249H2L3 248V246H0ZM23 247V246H22ZM45 247V246H44ZM100 247V246H99ZM134 247V246H133ZM158 247H159V245H158ZM165 247V246H164ZM31 248V247H30ZM39 248V247H38ZM54 248V247H53ZM65 248V247H64ZM87 248V247H86ZM90 248V247H89ZM2 250H5V251H2ZM103 250V249H102ZM6 251H9L8 253L6 252ZM42 251V250H41ZM40 251V252H41ZM46 251V250H45ZM55 251V250H54ZM158 251H160V250H158ZM157 251V252H158ZM2 252H5V253H2ZM33 254H32V257H33V259L34 260H37V259H40L39 258V255H38V251L37 250H35V249H33V251H31ZM7 253V254H6ZM15 253V252H14ZM43 253V252H42ZM102 253H104V252H102ZM144 253V252H143ZM161 253H162V249H161ZM198 253H196V255L198 256ZM0 254V258H2V259H0L1 261H0V263L1 264H9L10 263V261L8 260V259H10V260H13V262L15 261L14 259H11V258H13V257H15L16 258V255L15 256H13V257H11V258H9L10 257V255H12V254H9L8 256H6V257H8V261L7 260H4V259H6V257L4 258V257H2V255ZM40 254V253H39ZM46 255V254H45ZM57 255H58V253H57ZM64 255V254H63ZM103 255V254H102ZM21 255H19L18 257H20ZM31 256V255H30ZM29 257V256H28ZM41 257V256H40ZM60 257V256H59ZM123 257V256H122ZM25 258V257H24ZM42 258V257H41ZM45 258V257H44ZM99 258V257H98ZM110 258V257H109ZM121 258V257H120ZM196 258V257H195ZM21 259V258H20ZM27 259V258H26ZM102 259V258H101ZM147 259H149V258H147ZM159 259H161V258H159ZM5 262H4V261ZM16 260H17V262H18V259L16 258ZM31 260V259H30ZM61 260H62V258H61ZM161 260H163V259H161ZM195 260V259H194ZM3 261V262H2ZM166 261V263H167V260H165ZM191 261V260H190ZM12 261H11V263H13ZM16 262V263H17ZM21 262V261H20ZM25 262V261H24ZM33 262V261H32ZM135 262V261H134ZM159 262V261H158ZM27 263H28V261H27ZM31 263V262H30ZM139 263H142L141 261L139 262ZM138 263V264H139ZM144 263V262H143ZM13 264H15V263H13ZM18 264V263H17ZM62 264H63V262H62ZM146 264V263H145ZM156 264V263H155ZM159 264V263H158ZM189 264H190V262H189Z\"/></svg>", "mask_w": 264, "mask_h": 264}]
</instances>
